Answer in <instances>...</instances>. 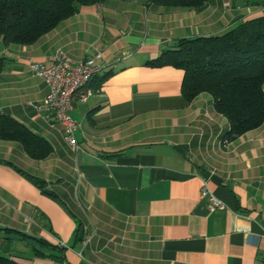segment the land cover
Segmentation results:
<instances>
[{"label":"crops","instance_id":"1","mask_svg":"<svg viewBox=\"0 0 264 264\" xmlns=\"http://www.w3.org/2000/svg\"><path fill=\"white\" fill-rule=\"evenodd\" d=\"M263 4L213 0L196 11L106 0L34 44L0 37V115L53 148L35 160L0 140V253L19 264H264V124L229 142L210 94L188 102L183 71L147 65L181 39L263 16ZM59 49L76 61L102 54L95 94L75 99L71 113L79 151L38 109L49 88L31 64H49ZM205 184L225 210L210 211Z\"/></svg>","mask_w":264,"mask_h":264},{"label":"trees","instance_id":"2","mask_svg":"<svg viewBox=\"0 0 264 264\" xmlns=\"http://www.w3.org/2000/svg\"><path fill=\"white\" fill-rule=\"evenodd\" d=\"M105 1L0 0V37L7 45L34 44L82 7ZM153 1L170 8L202 11L213 0ZM147 65L183 71L182 95L188 102L210 94L217 113L230 123L226 135L229 142L264 124V15L220 36L181 39ZM4 69L5 60L0 58V73ZM0 140L21 143L35 160H43L53 152L47 140L9 116L0 115ZM36 183L45 188L44 182ZM39 243L49 252H62L58 247ZM0 264L19 263L0 253Z\"/></svg>","mask_w":264,"mask_h":264},{"label":"built area","instance_id":"3","mask_svg":"<svg viewBox=\"0 0 264 264\" xmlns=\"http://www.w3.org/2000/svg\"><path fill=\"white\" fill-rule=\"evenodd\" d=\"M101 59L102 54L97 50L94 57L76 61L64 50L59 49L49 64H31L33 73L49 88L43 105L38 109L54 115V118L65 128V141L75 151L80 150L76 138L80 124L71 115L74 101L78 99L79 102L86 103L95 94V91L89 88V84L102 71V64L98 62ZM202 195L208 197L211 212L227 208L221 200L213 196L206 184Z\"/></svg>","mask_w":264,"mask_h":264},{"label":"water","instance_id":"4","mask_svg":"<svg viewBox=\"0 0 264 264\" xmlns=\"http://www.w3.org/2000/svg\"><path fill=\"white\" fill-rule=\"evenodd\" d=\"M81 237H83V232L81 233Z\"/></svg>","mask_w":264,"mask_h":264}]
</instances>
